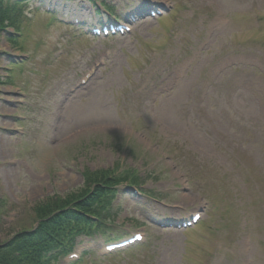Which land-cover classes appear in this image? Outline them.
Listing matches in <instances>:
<instances>
[{
	"label": "rangeland",
	"instance_id": "rangeland-1",
	"mask_svg": "<svg viewBox=\"0 0 264 264\" xmlns=\"http://www.w3.org/2000/svg\"><path fill=\"white\" fill-rule=\"evenodd\" d=\"M22 6L0 29V245L87 173L135 171L52 264H264V0ZM115 18L131 31H90Z\"/></svg>",
	"mask_w": 264,
	"mask_h": 264
},
{
	"label": "trees",
	"instance_id": "trees-1",
	"mask_svg": "<svg viewBox=\"0 0 264 264\" xmlns=\"http://www.w3.org/2000/svg\"><path fill=\"white\" fill-rule=\"evenodd\" d=\"M25 2L0 0V29L17 26L24 15ZM26 5V4H25ZM129 183L140 186L143 179L128 171L117 177L107 172L87 173L86 190L80 195L58 199L37 207L38 225L32 230H23L0 245V264H51L50 258L41 259L45 250L60 248L67 252L66 236L90 226L95 217L100 228L103 223L101 210L109 207L118 185Z\"/></svg>",
	"mask_w": 264,
	"mask_h": 264
}]
</instances>
